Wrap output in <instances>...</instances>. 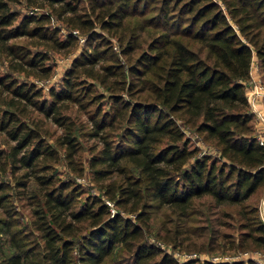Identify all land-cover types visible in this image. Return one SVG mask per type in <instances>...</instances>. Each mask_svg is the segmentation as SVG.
Segmentation results:
<instances>
[{"label":"trees","instance_id":"1","mask_svg":"<svg viewBox=\"0 0 264 264\" xmlns=\"http://www.w3.org/2000/svg\"><path fill=\"white\" fill-rule=\"evenodd\" d=\"M17 1L46 12L19 13L12 8ZM86 5L88 12L80 0H0V52L20 60L13 69L26 65L40 77L51 70L45 65L47 52L32 51L17 39H36L29 44L55 51L75 45L73 33L58 36L60 29L51 26L54 17L85 34V48L48 99L31 84L1 75L0 84L62 127L56 143L75 172L83 169L76 158L81 147L71 105L94 108L87 134L101 143L90 147L88 161L99 193L80 200L84 192L73 181L51 172L38 174L58 159L40 130L15 112L0 109V128L15 141L8 151L0 149L3 171L11 166L15 185L24 191L33 179L40 186L32 201L38 209L33 226L42 243L26 246L27 237L13 230V218H0V233L9 234L14 249L6 264H27L36 255L48 264H103L116 250L130 256L132 264H179L146 241L145 232L153 212L165 208L176 218V236L183 238L193 229L205 238L208 230L217 242L229 235L214 238L217 229L187 226L199 201L209 207H238V237L231 240L232 248L264 247L259 210L264 144L258 142L246 94L253 55L264 82V0H86ZM152 7L157 12L144 16L145 23L129 22ZM95 24L116 36L118 52L93 30ZM146 27L160 32L144 41ZM104 98L108 109L100 104ZM187 130L202 136L218 154L201 153ZM11 189L0 175V205L7 206L8 214ZM122 211L134 213L135 219ZM221 214L233 218L228 211ZM201 264L259 263L241 259Z\"/></svg>","mask_w":264,"mask_h":264},{"label":"rangeland","instance_id":"2","mask_svg":"<svg viewBox=\"0 0 264 264\" xmlns=\"http://www.w3.org/2000/svg\"><path fill=\"white\" fill-rule=\"evenodd\" d=\"M81 5H85V10L88 12L86 5V0H80ZM12 8L17 10L19 13H26L30 11L46 12L44 9L35 8L32 6H27L24 1H17L12 3ZM156 7L147 12L145 15H134L129 19L132 25L135 23H145L144 18L156 14ZM145 16V17H144ZM51 26L60 29L58 36L64 38L66 34L73 33L77 37L75 45L71 48L61 49L60 51L52 50L42 44H34L29 42H35L36 39H17L16 42H20L24 45H28L29 49L32 51H43L48 53V59L45 61V65H48L51 70L48 76H35L33 75L32 67L24 65V70H16L15 64L20 61L18 58H11L5 53L0 52V75L6 77V79H13V81L19 83H26L35 86V88L41 90V97L48 99L50 97L49 92L51 88H59L61 81L65 75L66 70L71 66L73 60L83 51L85 48V34L77 29L70 28L62 23L59 19L55 17L51 20ZM99 34H102L107 38L115 51H119V42L116 36L112 32H107L99 27L98 24L94 25V29ZM160 32V29H155L152 27H146L145 31L142 33L144 41L150 39L153 34ZM118 34V33H116ZM183 38V37H182ZM142 47L146 48L145 43H142ZM119 59L122 63H125L123 56L119 55ZM38 73H43V71H37ZM254 73V71H253ZM255 74V73H254ZM40 75V74H39ZM9 76V77H7ZM91 81V79H88ZM99 89H102L99 86ZM248 98L249 100H254L256 97H260L254 94L253 90L249 87ZM262 98V97H261ZM13 100L12 102L10 100ZM11 102V103H10ZM100 104L104 109H108V99L104 98L101 100ZM24 110L22 111V109ZM0 109L11 110L15 112L16 115L22 119L24 122L28 123L30 126L39 129L40 137L54 147L58 151V159L56 161H51L48 169L38 174L51 172L55 177L60 178L65 181H73L75 185L79 186L84 192L79 197L83 200L88 195H97L99 190L97 185L92 181V175L90 168L88 166V161L90 158V147L92 145H100L101 143L97 138H92L87 134L90 129V123L88 121V116L93 113L94 108L89 109H79L78 107L71 105L70 113L72 114V120L76 123L75 137L79 142L81 147L80 151L77 153V161L79 162L82 172L79 174L75 172L71 166L68 164L65 158L64 149L57 145L56 138L63 134L62 127L57 125L54 120L50 117L44 116V114L38 110L33 104H29L18 97H15L11 92L7 91L6 88L0 84ZM117 136V135H116ZM187 137L190 138L191 142L199 147L201 153L211 154L216 156L218 153L214 146L202 139V136L197 133L187 130ZM15 144V141L0 128V149L9 150L10 146ZM4 164V157H0V175L1 178L9 182L12 186L10 191L12 205L8 207L10 209V214L7 213L6 205H0V218H9L13 222L17 223L13 230H16L18 235L26 236V246H36V244H41L42 240L39 239V231L33 226L35 220L34 210L37 208L33 203V195L38 196L40 193L39 185H37L33 180H31L30 186L25 189L15 185V176L12 174L11 166H8L6 171H3L2 166ZM22 169L19 172H23ZM26 179V178H25ZM23 190V191H21ZM23 192V194L19 192ZM40 197V196H39ZM256 197H253L252 201H255ZM259 199V195L257 196ZM256 198V201L258 200ZM105 201V197H103ZM208 201V199H206ZM110 203V210H114L113 203ZM202 201L193 207L191 211L193 221H190L187 226L198 227L202 230L206 228L217 229L216 235L229 234L222 238H219L217 242L213 239L207 231V236L205 238L199 237V232L196 235L192 231L184 233L182 236H176V229L174 225V220L176 218L174 214L169 213L170 210L162 208L159 211H154L152 214V219L149 221V227L145 232V240L159 246L164 252L170 254L172 257L178 261L179 264L183 262H188L190 260H198L193 264H201L202 260H231L232 257L240 256L243 252H249V254L255 255L261 264H264V247L262 248H232V241L238 237L237 222H236V205H224L209 207L206 204L201 205ZM38 210V209H36ZM200 211L201 214H198ZM222 211H228L231 213L233 218L223 216ZM122 214L130 217L132 220L135 219L134 213ZM225 222V223H224ZM206 226V227H205ZM208 226V227H207ZM181 227H179L180 229ZM118 249V248H117ZM14 249L11 247L9 242V234L0 233V264H6L7 256L12 253ZM27 264H48L47 261L41 257H32ZM103 264H132L131 258L123 251L116 250L112 255L105 260Z\"/></svg>","mask_w":264,"mask_h":264},{"label":"built area","instance_id":"3","mask_svg":"<svg viewBox=\"0 0 264 264\" xmlns=\"http://www.w3.org/2000/svg\"><path fill=\"white\" fill-rule=\"evenodd\" d=\"M254 71V73H253ZM250 77L247 81L249 87L251 90H253L254 94L260 97H264V82L262 81V78L259 73V67L258 64L251 63L250 67ZM249 101V98H248ZM254 113L256 114L257 119L264 125V110H254ZM258 142L260 144H264V137H261L260 135H257ZM109 205L110 203L106 201ZM111 211H114L111 209ZM260 216L262 221L264 222V210L260 209ZM241 259H253L257 261L259 264H261L260 261H258L257 257L253 254H249V252H243L240 256L232 257L231 260H241ZM226 260V261H231ZM212 261H220V260H212ZM224 261V260H223Z\"/></svg>","mask_w":264,"mask_h":264},{"label":"crops","instance_id":"4","mask_svg":"<svg viewBox=\"0 0 264 264\" xmlns=\"http://www.w3.org/2000/svg\"><path fill=\"white\" fill-rule=\"evenodd\" d=\"M253 64H258L256 60V56L253 55L252 58ZM247 97H248V91H246ZM251 111L254 112V110H264V99L261 97H256L254 100H249ZM254 130L256 135H260L261 137H264V125L257 119L255 114V120H254ZM264 210V189L261 195V198L259 199V210Z\"/></svg>","mask_w":264,"mask_h":264}]
</instances>
